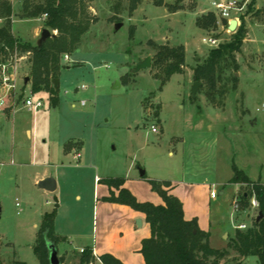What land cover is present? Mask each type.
I'll return each instance as SVG.
<instances>
[{
	"label": "rangeland",
	"instance_id": "rangeland-1",
	"mask_svg": "<svg viewBox=\"0 0 264 264\" xmlns=\"http://www.w3.org/2000/svg\"><path fill=\"white\" fill-rule=\"evenodd\" d=\"M3 1L12 7L13 35L35 45L41 30L47 29L45 16L21 19L23 0ZM226 1L230 0H163L158 6L157 0H141L130 13L128 0H84L91 23L77 49L66 54L68 61L63 57L60 61L55 107L49 93L31 94L29 55L15 54L8 60L5 73L0 71V89L8 92L3 98L7 107L0 109L2 262L38 264L32 252L34 226L51 206L33 179L44 171L58 180L54 195L61 212L75 213L86 227L91 223L95 176L136 179L138 194L152 199L149 181L179 180L184 169L188 179L196 172L220 184L214 189H225V196L214 203L222 205L225 223L216 228L230 233L223 240L213 237L212 248L227 250L236 229L252 226L258 210L251 212V219L244 217L245 211L233 212V227L229 224L233 203L240 205L250 188L230 180L233 166L246 177L261 174L264 179V0H236L239 10L231 11L229 20L242 26L245 38L234 62L218 67L214 88L193 79V69L211 49L235 39L238 27L234 32L223 27L215 6ZM208 14L215 16V26L201 30L196 22ZM203 39L216 44H204ZM159 45L184 47L183 73L166 83L153 78L151 67L135 72L146 57L153 59ZM3 77L8 78L6 83ZM194 82L200 85L192 97ZM26 97L40 101L42 107L26 110L22 105ZM75 195L80 198L75 200ZM58 245L71 249L65 242ZM79 254L71 250L58 257L62 264H77ZM220 263L259 264L257 257L243 259L231 250Z\"/></svg>",
	"mask_w": 264,
	"mask_h": 264
},
{
	"label": "trees",
	"instance_id": "trees-1",
	"mask_svg": "<svg viewBox=\"0 0 264 264\" xmlns=\"http://www.w3.org/2000/svg\"><path fill=\"white\" fill-rule=\"evenodd\" d=\"M141 0H128V11L132 13ZM182 0H177L181 2ZM163 0H157L161 6ZM172 13L176 8H170ZM12 7L0 0V71L15 54H28L30 63V91L31 94L46 92L50 94L51 106L58 103L57 90L52 80L57 77L60 61L63 55L73 53L80 42L81 36L88 30L91 18L88 16L84 0H23L21 5V19H35L45 16L44 27L56 31L55 37L48 38L40 47L28 42H22L12 33ZM264 17V7H263ZM215 16L208 14L196 25L201 30L214 27ZM245 38L240 25L235 33V39L228 44L220 45L209 51L207 58L201 65L193 69L194 81H204L210 89L214 88L215 75L218 67L226 61L234 62V53H237ZM156 53L151 60V68L155 70L153 78L166 83L172 75L183 73L184 47L155 46ZM11 67V65H9ZM7 67V66H6ZM232 184H246L250 186L247 193L242 194L240 210L249 209L252 197L258 203V213L263 217L245 230H235L233 241L227 244L226 249H215L209 245V233L198 228L196 219L185 220L182 203L169 190L168 181H149L151 190L162 200L161 205L149 202H139L127 189L123 188L121 178H103L99 180L109 189V196L103 201L129 206L131 209L144 214L150 229V237L142 240L140 254L144 264H221L228 250L237 256L246 258L257 257L259 264H264V184L252 182L238 170L232 168ZM145 175L141 178H144ZM56 206L48 213L43 214L36 232L35 244L32 252L38 264L49 263L47 244L54 246L61 241L54 232ZM257 218V217H256ZM101 264H122L110 254L97 257ZM60 260V264L63 260ZM96 258L90 247L83 248L79 254L77 264H94ZM0 264H26L23 261L13 260Z\"/></svg>",
	"mask_w": 264,
	"mask_h": 264
},
{
	"label": "crops",
	"instance_id": "crops-1",
	"mask_svg": "<svg viewBox=\"0 0 264 264\" xmlns=\"http://www.w3.org/2000/svg\"><path fill=\"white\" fill-rule=\"evenodd\" d=\"M6 107V105H3L1 108L4 109ZM25 133L30 132L26 131ZM67 153L68 152H64V154ZM168 154L169 156L173 155L172 152ZM75 158L79 159L80 155L76 153ZM262 167L263 166L260 165V168ZM184 170L185 172H182L181 179L170 181V194L178 198L182 203L184 219L187 221L196 219L198 228L203 232L209 233V245L213 237L223 240L225 235L229 234L230 231H226L221 227L216 228L222 223H225V217L222 216V205L218 203L214 206V203H216L218 196H225V189H214L220 184L214 183L204 175L199 176L195 171L193 172L196 174L194 173L191 175V178L188 179V171L186 172V169ZM46 177H49L48 171L36 175L33 179L34 184L36 185L40 180ZM108 177L110 176L104 178ZM247 177L251 181L259 180L261 184H264V179H262L261 174L253 178H250L248 175ZM101 179H103V177L100 178L98 175L94 177L95 189L92 196L93 206L91 210V223L90 226L88 225L87 227L79 222L75 213L64 214L61 212L62 209L59 199L54 195L56 190L54 192H47L38 189L41 191L40 195L45 198V203L51 206L50 211L52 210V205H56L54 232L56 236L63 240L58 244H64L65 242L71 246V249H59V245L57 244V254L60 255L71 250L80 251L83 248L90 247L96 258L94 264H101L97 257L102 254H110L122 264H144L142 255L140 254L141 242L150 237V229L146 223L144 214L126 205L103 201V198L109 196V189L106 185L99 182ZM139 183L140 182L136 179H124L123 188L127 189L139 202L151 201L152 204L155 205L162 204L160 197L156 193L153 192L152 194L149 192L148 186L146 190H148V196L151 193L150 197L152 199L139 195L138 191H136L137 185H140ZM56 187H58V180L56 181ZM213 190L217 192V197L215 199L210 198V192ZM79 198L78 195H75V200ZM252 211H254V209L249 208L244 212V217L246 219H251ZM233 212L234 211H232L229 216V224H231V227H233ZM38 226L39 225L34 226L36 231Z\"/></svg>",
	"mask_w": 264,
	"mask_h": 264
},
{
	"label": "water",
	"instance_id": "water-1",
	"mask_svg": "<svg viewBox=\"0 0 264 264\" xmlns=\"http://www.w3.org/2000/svg\"><path fill=\"white\" fill-rule=\"evenodd\" d=\"M219 22L223 27H226V29L229 32L236 31V29L238 27V22L236 20H227L225 18H220ZM119 26H120V24H116L115 30H117L119 28ZM52 37H55V34H51L48 29H42L40 36H39L38 40L36 41V45L38 47H40L48 38H52ZM150 67H151V57H146L142 62H140L139 64L136 65L135 72H138L141 70H146V69H149ZM28 81H29V78L26 77L24 79V84L26 85L28 83ZM52 83H53L54 89L57 90V88H58L57 79H53ZM199 85H200L199 82H194L192 84V87H191V96L192 97L195 96ZM144 175H145V172L143 170H140L139 176L143 177ZM35 187H36V189H39V190H44L47 192H54L56 190V181L52 177H46V178L40 180L35 185ZM262 217H263L262 213L259 212L257 215V218H256V222H258ZM47 248L49 250V256H48L49 263L50 264H60V260H59L58 254H57L56 246L48 243Z\"/></svg>",
	"mask_w": 264,
	"mask_h": 264
},
{
	"label": "built area",
	"instance_id": "built-area-1",
	"mask_svg": "<svg viewBox=\"0 0 264 264\" xmlns=\"http://www.w3.org/2000/svg\"><path fill=\"white\" fill-rule=\"evenodd\" d=\"M215 6L220 11V18H225L227 20H229L231 11L239 10L238 7H237V1L236 0L226 1L224 3L216 4ZM202 42L204 44H209V45H212V46L216 44V41L214 39H203ZM263 52H264V49H263ZM68 59L69 58H68L67 55L63 56V60L64 61H68ZM5 68H6V65H2L1 66V72L2 73H5ZM7 81H8V78L3 77V82L6 83ZM10 87H12V86H10ZM0 96H1L0 97V108H1L4 105L3 98H5V99L7 98L8 92L4 93L2 91V89H0ZM22 105L28 111H36V110H38V109H40L42 107V103L40 101H34L31 97H26L24 99ZM81 105H84V102H82ZM262 111H264V107L262 108ZM151 131L153 133H156V129L154 127H151ZM216 197H217V192L214 191V190L211 191L210 192V198L211 199H215ZM249 208L254 209V210H257V208H258V203H257V201L255 200L254 197H252L250 199V201H249ZM239 210H240V206H239L238 202L235 201L233 203V211L234 212H239ZM239 228L244 229L245 226L244 225H240ZM82 251H83V249L80 250V253Z\"/></svg>",
	"mask_w": 264,
	"mask_h": 264
}]
</instances>
